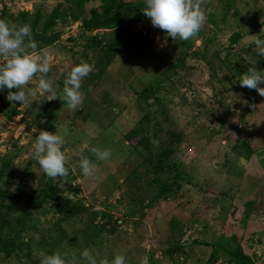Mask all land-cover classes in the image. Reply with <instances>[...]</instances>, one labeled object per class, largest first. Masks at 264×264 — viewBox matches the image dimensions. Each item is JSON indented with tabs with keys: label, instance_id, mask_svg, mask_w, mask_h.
I'll use <instances>...</instances> for the list:
<instances>
[{
	"label": "rangeland",
	"instance_id": "374dc122",
	"mask_svg": "<svg viewBox=\"0 0 264 264\" xmlns=\"http://www.w3.org/2000/svg\"><path fill=\"white\" fill-rule=\"evenodd\" d=\"M92 8L101 12L100 0L81 10L64 0H0V19L27 24L32 35L58 32L50 45L34 40L36 53L49 54L45 78L57 95L71 66L91 65L76 109L38 92L27 104H10L9 90L0 91V239L28 243L0 251V264L31 257L39 264L40 251L86 264L79 257L85 248L109 261L123 252L125 264H233L237 244L264 264V97L238 83L249 66L264 72V58L247 44L264 33V0H201L205 22L185 41L147 17L83 30ZM35 79L26 88H35ZM155 79L159 88L142 97ZM34 127L61 135L67 129L68 181L47 178L32 159ZM92 147L111 155L96 161ZM80 156L96 165V179L81 177ZM176 176L175 189L155 198Z\"/></svg>",
	"mask_w": 264,
	"mask_h": 264
},
{
	"label": "clouds",
	"instance_id": "9594fccd",
	"mask_svg": "<svg viewBox=\"0 0 264 264\" xmlns=\"http://www.w3.org/2000/svg\"><path fill=\"white\" fill-rule=\"evenodd\" d=\"M141 9L152 27L163 30L173 40L185 41L195 36L206 19L201 0H143ZM262 37L264 33L252 35L247 41L260 58H264ZM36 47L29 25H16L0 19V91L9 90L5 99L10 104L18 102L23 105L28 103V97L37 92L47 93L45 100L59 98L68 109H76L82 100L81 81L91 71V65L80 62L71 66L64 74L62 94L57 95L53 91L52 82L45 78L50 67L49 54L43 49L36 53ZM34 77L35 88H26L34 82ZM238 83L243 88L254 89L259 96L264 97V87L260 86L264 84V72L249 66L239 74ZM32 132L35 133V139L31 144V156L41 173L52 180L60 178L61 182L68 181L69 169L65 166L67 157L62 150L67 129L63 135L56 131L37 130L36 127ZM89 151L96 161H105L111 155L110 150L97 147ZM78 167L81 177L96 179V165L88 157L80 156ZM79 257L86 264H125L123 252L113 255L109 261L106 258L97 259L85 248L80 251ZM38 259L39 264H71L66 254L57 251H40ZM140 264H147L146 259H141Z\"/></svg>",
	"mask_w": 264,
	"mask_h": 264
},
{
	"label": "trees",
	"instance_id": "16d2710c",
	"mask_svg": "<svg viewBox=\"0 0 264 264\" xmlns=\"http://www.w3.org/2000/svg\"><path fill=\"white\" fill-rule=\"evenodd\" d=\"M65 2L71 4L74 6L76 10H81L85 6V4L89 0H64ZM100 3L102 5V11L98 12L96 8H92L90 10V15L89 17L83 18L81 20V25L80 27L83 30H97V29H108V28H113V27H118L123 24H131L133 22L137 21H142L146 19V16L143 15L142 12V7H143V2H139L136 5H129V4H124L122 0H100ZM55 10L50 16L46 19L44 27H48L49 25L53 24L54 16L56 14ZM22 15L26 16L27 13H21ZM44 30H42L40 33H35L32 35L33 40L35 41H40L41 43L45 45H50L52 44L56 38L58 37V32H54L50 36H46L44 34ZM160 80L155 79L153 80L147 87L143 89V91L140 93L142 97H148L151 95V93L159 88L160 85ZM135 131V130H133ZM131 132L128 134V138H133L130 136H135V132ZM136 143L141 144L145 149L150 151L149 149V143L147 141H144L142 139H138ZM153 157L152 153L149 152V157ZM148 157V159H150ZM245 158H248L246 155H244ZM156 166H161V160L158 159V163ZM160 169V168H159ZM180 176V175H179ZM179 176H176L174 180L165 182L164 185L160 189L157 190V194L155 198L158 196H167V194L175 189L176 181L179 178ZM182 176V175H181ZM185 177V175H183ZM53 188H50L43 197H51V191ZM34 200H40L41 197L39 196H34L32 195ZM79 210V207L77 208ZM82 210V209H81ZM25 210L23 211L24 215ZM235 210L232 208L230 215L235 218ZM238 215V213L236 214ZM225 236L233 241L234 243L236 242L235 235L233 232H229L228 234H225ZM28 246L27 242L19 241L18 243L16 240L13 239H0V251H5L6 254H10L11 252H15L16 250H22L23 248ZM30 252L26 251V256ZM229 262L233 264H254L252 258L247 255L244 251L243 248L240 244H237L236 247L229 252ZM17 264H38L32 257L27 258L25 261L17 263Z\"/></svg>",
	"mask_w": 264,
	"mask_h": 264
},
{
	"label": "built area",
	"instance_id": "2783aa9c",
	"mask_svg": "<svg viewBox=\"0 0 264 264\" xmlns=\"http://www.w3.org/2000/svg\"><path fill=\"white\" fill-rule=\"evenodd\" d=\"M139 29H142L141 27H138Z\"/></svg>",
	"mask_w": 264,
	"mask_h": 264
}]
</instances>
